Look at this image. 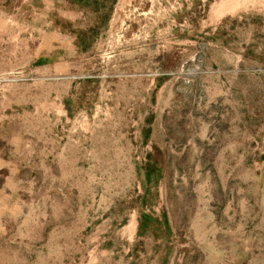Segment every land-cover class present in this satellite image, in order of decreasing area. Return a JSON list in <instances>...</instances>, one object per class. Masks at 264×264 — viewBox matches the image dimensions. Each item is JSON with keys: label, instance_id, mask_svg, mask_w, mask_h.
<instances>
[{"label": "rangeland", "instance_id": "rangeland-1", "mask_svg": "<svg viewBox=\"0 0 264 264\" xmlns=\"http://www.w3.org/2000/svg\"><path fill=\"white\" fill-rule=\"evenodd\" d=\"M0 264H264V0H0Z\"/></svg>", "mask_w": 264, "mask_h": 264}, {"label": "trees", "instance_id": "trees-1", "mask_svg": "<svg viewBox=\"0 0 264 264\" xmlns=\"http://www.w3.org/2000/svg\"><path fill=\"white\" fill-rule=\"evenodd\" d=\"M80 1H88V0H80Z\"/></svg>", "mask_w": 264, "mask_h": 264}]
</instances>
